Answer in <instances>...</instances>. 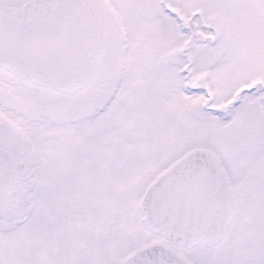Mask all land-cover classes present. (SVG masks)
I'll use <instances>...</instances> for the list:
<instances>
[{"label": "snow or ice", "instance_id": "6c2138e0", "mask_svg": "<svg viewBox=\"0 0 264 264\" xmlns=\"http://www.w3.org/2000/svg\"><path fill=\"white\" fill-rule=\"evenodd\" d=\"M0 264H264V0H0Z\"/></svg>", "mask_w": 264, "mask_h": 264}]
</instances>
